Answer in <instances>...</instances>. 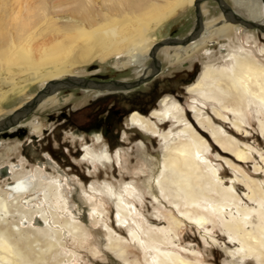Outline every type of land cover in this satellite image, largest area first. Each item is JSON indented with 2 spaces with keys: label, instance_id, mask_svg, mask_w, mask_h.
I'll list each match as a JSON object with an SVG mask.
<instances>
[{
  "label": "bare ground",
  "instance_id": "bare-ground-1",
  "mask_svg": "<svg viewBox=\"0 0 264 264\" xmlns=\"http://www.w3.org/2000/svg\"><path fill=\"white\" fill-rule=\"evenodd\" d=\"M55 1L47 4V0H0V114L18 93L46 79L47 82L57 81V86L64 79H80L75 74H58L61 67L70 71L93 60L106 62L121 58L124 59L122 68L143 65L156 39L152 32L176 11L191 6L194 0H99L98 9L92 5L95 0ZM233 1L248 16L261 20L264 7L260 0ZM228 26L220 24L210 33L204 28L207 31L202 35V22L199 38L209 34L207 39L200 41L198 38L182 46L194 42L183 53L185 56L192 54L212 36L225 34ZM176 47L180 46L171 48ZM173 53L170 58L175 62L178 56ZM229 58L228 66L207 67L187 88L188 93L200 99L188 105L194 116L192 122L187 121L178 105L168 106L167 98L161 100L162 111H152L150 117L133 112L129 117L133 127L160 136L165 145L164 153L157 156L153 164L146 186L154 202L164 207L167 226L155 228L161 221L152 220L144 227L132 216L136 211L133 200L137 197L131 184H125L121 192H115L112 186L105 187L104 191L115 198L118 222L124 224L130 219L136 227L130 228V238L141 246L146 261L150 259L149 264H200L185 260L169 248L170 233L176 236L174 229L181 232L186 225L207 232L206 223L213 224L216 220L221 222L228 237L239 243L237 253L254 256L258 264H264V167L263 175L258 172V165L254 167L249 177L253 180H248L249 175L243 173L249 181L246 197L253 204L249 206L244 202L243 207L234 191L237 186L223 187L218 170L207 157L210 149H216L220 156L236 164L234 168L238 172L242 170L241 164L254 159L252 151L257 150L244 143L247 138L238 133H248L245 126L249 125L247 120L252 107L264 132V66L242 49L231 52ZM113 87L112 84H87L81 89L107 91ZM57 92L42 98L36 107ZM208 104L210 112L204 110ZM151 119L160 123L173 121L183 127L175 137L171 131L161 134ZM93 138L100 141V136ZM113 156L105 149L96 153L83 145L80 160L103 166L113 163V158L120 161L118 153ZM260 158L264 166V156L260 154ZM20 167L11 166L16 174L13 178L26 175L19 171ZM42 169L43 165L38 164L36 175L29 177L34 181L33 190L42 189V202L49 213L44 207L31 203L34 197L22 202L33 191L32 188L28 191L31 184L27 179L8 182L5 189L11 193L9 196L6 190L0 189V264H70L71 256L66 258L61 250V231H69L73 239L85 236L81 223L71 213L67 214L68 201L61 181L55 177L42 178ZM9 185L12 186L7 187ZM90 191L96 190L91 187ZM29 203L31 205L27 206ZM91 212L97 215L98 208ZM108 231V246L112 248L120 241L110 229ZM122 259L127 264L125 258Z\"/></svg>",
  "mask_w": 264,
  "mask_h": 264
},
{
  "label": "rangeland",
  "instance_id": "rangeland-1",
  "mask_svg": "<svg viewBox=\"0 0 264 264\" xmlns=\"http://www.w3.org/2000/svg\"><path fill=\"white\" fill-rule=\"evenodd\" d=\"M52 1L56 2L55 0H47V4L48 2L52 3ZM223 1L232 10L236 9L230 0ZM92 5L94 9H98L99 0H95ZM199 9L204 28L209 33L212 32L223 19L218 8L212 1H204L200 4ZM237 11L239 10L237 9ZM193 21L192 5L176 11L152 32L156 38L153 42L156 43L168 36L183 37L192 28ZM228 25L225 34L212 36L208 43L203 44L197 51L188 56H185L180 48H176L177 62L170 63L168 60L167 53L171 50L170 47L162 48L156 52L155 58L160 63V71L154 79L158 81L168 79L169 81L167 84L162 83L159 86L158 91L161 93L159 100L156 99L150 103L147 98L136 99L131 98L129 94H124L125 98H108L93 102L94 91L81 92L78 89L58 91L53 96L56 99L55 103H51L52 97H50L19 122L17 127L20 130L15 133L9 130L10 137L0 138V168L7 167V177L0 179V189L5 191L8 182L21 179H27L32 188L34 181L29 176L36 175L35 169L38 168V164L43 165L42 178L55 177L61 181L63 192L68 201L69 210L67 214L71 213L70 215L81 223L85 231L83 238L73 239L69 231L62 228L61 244L63 247L61 250L66 258L71 256L70 264H124L122 257L125 258L127 264H149L150 259L148 258L146 261L141 246L130 238V228L135 229L136 227L130 219L124 224L118 222L115 198L108 196L104 191L105 187H113V190L116 189L115 192H121L125 184H131L136 189L137 197L133 200L136 211L133 212L132 216L137 221L142 222L144 227H147L150 224L149 221L152 220L161 221L155 228L167 226V221L164 218L166 215L164 207L154 202L146 186V180L151 175L153 164L157 156H162L164 153L165 145L160 136H153L144 133L141 129L132 127L128 120L131 113L128 114V112L132 110L144 117H150L147 115L152 110H163L160 100L164 97L167 98L165 101L168 106L171 104L178 105L187 121L192 122L194 116L189 112L188 105L200 99L188 93L187 86L192 81H196L207 67L225 68L230 64L229 55L231 52L238 49L249 52L259 64L264 66V33L254 28L246 29L230 23ZM49 32L50 30L45 34ZM208 35L201 38L200 41L206 40ZM145 61L143 62L145 63L144 67L132 65L122 68L123 58L120 60L111 59L106 62L93 60L89 64L70 71L61 67L58 74L70 73L94 81L130 82L140 74L142 75L149 59ZM189 77L191 81H188ZM46 82L47 79L41 84L25 89L23 93H18L4 107L5 111L0 114V119L25 103ZM150 85L151 82L142 84L129 93H146ZM167 89L169 91H166ZM140 108L146 109L149 113L143 115L138 110ZM204 110L210 112V105L208 104ZM109 111L115 112L116 115L113 116L110 113L114 119L117 115L125 112L118 124L120 131L116 132L115 136L112 134L111 137H105L99 134L100 141L97 142L93 135H88L80 129L90 125L95 118L105 117ZM60 113L64 115V118H59L57 121L54 116ZM65 117L70 119L71 125L64 123L65 128L57 127L56 124L60 120L65 121ZM258 118L254 107H252L247 120L249 125L245 126L248 133L238 132L247 138L244 143L257 150V152L252 151L253 160L240 165L242 169L240 172L234 168L235 163L229 158L220 156L216 149H210L207 155L210 164L218 170V176L222 180L223 187L227 188L233 184L237 186L234 187V191L241 200L240 206L243 207H245L244 202L249 206L253 205L248 202L246 197L249 191L246 183H249V179L253 180L249 177L254 172L256 165L260 168L258 172L263 175L264 166L260 154L264 156V132L260 129ZM154 120L151 119L161 134L171 131L173 136H176V133L183 127L173 121L160 123L158 120ZM21 129L23 130L20 133ZM32 129H35V132H32ZM75 130L78 131L75 132ZM83 145L89 146L96 153L104 149L112 156L118 153L120 161L117 162L116 158H113V163H105L103 166L85 163L80 160ZM46 159L50 162L48 163ZM12 165L21 166L20 169L22 170L19 169V171L26 172V175L21 178H13L16 174L11 169ZM243 173L249 175L247 176L248 180ZM91 187L96 191L92 193ZM41 191L42 189L33 190V192L39 193V198L31 203L44 207L49 213L46 204L42 202ZM9 194L11 193L7 191L8 196ZM30 194L32 195V192ZM13 195L9 198H12ZM26 197L22 199V202ZM31 203L27 206H30ZM96 207L98 213L93 216L91 210ZM254 221L255 219H252V224H255ZM34 225L38 227V223L35 221ZM206 226L207 232L197 230L191 225H186L181 232L175 228L176 236L170 233L171 245L169 248L178 252L185 260L199 261L200 264H258L254 256L237 253L239 243L228 237L219 220L213 224L207 222ZM107 228L112 231L114 238H119L120 241L115 242L112 248L108 246L109 231ZM249 228H253V226H249ZM140 237L144 239L142 234Z\"/></svg>",
  "mask_w": 264,
  "mask_h": 264
},
{
  "label": "water",
  "instance_id": "water-1",
  "mask_svg": "<svg viewBox=\"0 0 264 264\" xmlns=\"http://www.w3.org/2000/svg\"><path fill=\"white\" fill-rule=\"evenodd\" d=\"M204 1H214L219 9L222 12L224 19L229 21L232 24H239L240 26L246 29H257L259 31H264V23L262 25H257L253 22L244 21L234 14L231 13L230 9L225 5L222 0H194L192 2L193 7V15L194 21L193 26L190 32L184 36L182 39H174V38H164L160 41L154 43L149 52L148 58L151 61V72L147 76L143 77L140 76L137 79L130 81V82H121V81H107V82H96L90 79L80 78L77 80H68L64 79L60 81V86H57V81H48L46 82L36 93L32 96L31 99L23 103L20 107L9 113L8 115L4 116L0 119V138L10 137L11 134L8 133L9 130H16L19 122L23 120L27 115H29L36 107V105L40 102L42 98L47 95L53 94L56 91L60 90H68L72 88H85L87 84L90 85H109L112 84L114 87H120L123 89H132L140 85L141 83L147 82L150 80L159 69V62L155 58L156 52L164 47H174V46H185L190 42L199 38L201 29H202V22H201V13L199 6ZM264 2V0H262Z\"/></svg>",
  "mask_w": 264,
  "mask_h": 264
},
{
  "label": "flooded vegetation",
  "instance_id": "flooded-vegetation-1",
  "mask_svg": "<svg viewBox=\"0 0 264 264\" xmlns=\"http://www.w3.org/2000/svg\"><path fill=\"white\" fill-rule=\"evenodd\" d=\"M223 1V0H222ZM234 5H235V7H236V9L235 10H232L224 1V3H225V5L230 9V11H231V13L232 14H234L235 16H237L238 18H240V19H242V20H244V21H249V22H253L254 23V21L253 20H255V22H257V21H259V22H257V23H259V24H263L264 23V8H263V12H262V18H261V20L260 19H255V18H253V17H250V16H248V14H247V12L246 11H244V9H242V8H240L233 0H230ZM261 1V3H263V7H264V2L262 1V0H260ZM212 2H214V1H212ZM215 3V2H214ZM215 5H216V7L218 8V10H219V12H220V15H221V17L222 18H224L223 17V15H222V12H221V10L219 9V7H218V5L215 3ZM237 9L239 10V11H237ZM226 20V19H225ZM227 21V20H226ZM220 24H228V23H226L225 21H224V19H221V21H220ZM219 24V25H220ZM237 25H239V24H237ZM193 26V25H192ZM240 26V25H239ZM242 27V26H241ZM244 28V27H243ZM192 29V28H191ZM190 29V30H191ZM205 31V32H204ZM206 29L204 30V26H203V33H202V35L203 34H205L206 33ZM190 32V31H189ZM188 32V33H189ZM187 33V34H188ZM186 34V35H187ZM186 35H184V36H186ZM202 35H201V37H202ZM183 36V37H184ZM169 38H174V39H182L183 37H181V38H177V37H171V36H168ZM168 37H166V38H168ZM200 39V38H199ZM198 39V40H199ZM197 41V40H196ZM195 41V42H196ZM155 43V42H154ZM194 43V42H193ZM193 43H191V44H193ZM190 44V45H191ZM190 45H188V46H190ZM188 46H186V47H184V48H182V47H176V48H180V50L182 51V53L184 52L185 53V51H183V50H185ZM166 48H168V47H166ZM171 48V47H170ZM176 48H171V50H169V52L167 53L168 55V60H169V62L170 63H173L174 61L170 58V55H172L171 53H173V52H175V54H177L176 52H177V50H176ZM173 50V51H172ZM179 51V50H178ZM171 52V53H170ZM183 53V54H184ZM174 54V53H173ZM156 55V54H155ZM185 55V54H184ZM149 59V58H148ZM147 59V60H148ZM146 60V61H147ZM157 60V59H156ZM145 61V62H146ZM158 61V60H157ZM172 61V62H171ZM159 62V61H158ZM175 62H177V61H175ZM151 61H150V59H149V63L146 65V68L144 69V71H142V75L140 74L138 77H140V76H147L148 74H150V72H151ZM144 65H145V63L143 64V65H140V66H137V65H134V66H137V67H144ZM159 71H160V63H159V69H158V72L150 79V80H148L147 82H144V83H141L140 85H142V84H145V83H148V82H151V85L149 86V90L146 92V93H137V92H134V93H129L131 90H134V88H132V89H122V88H119V87H113V88H111V89H107V91H105V90H88V89H81V88H74V89H78L79 91H81V92H88V91H94V94L92 95V97H93V102H96V101H103V100H106V99H108V98H115V99H118V98H125L124 97V94H129V96L131 97V98H136V99H138V98H140V97H144V98H147V99H149V101H150V103L151 102H153L154 100H156V99H160L159 97H160V94L161 93H159V91H158V88H159V86L160 85H162V83H168L169 81H168V79H164L163 81H158L157 79H154L156 76H157V74L159 73ZM192 76V75H191ZM190 76V77H191ZM76 77H78V78H82V76H76ZM138 77H136V79L138 78ZM190 77H189V79H188V81H191L190 80ZM84 79H86V78H84ZM90 80H92V79H90ZM135 80V79H134ZM109 81H111V80H109ZM195 81V80H194ZM194 81H192L191 82V84L190 85H188L187 87H189V86H191L193 83H194ZM96 82H107V81H96ZM184 82V81H183ZM140 85H138V86H140ZM137 86V87H138ZM186 87V88H187ZM136 88V87H135ZM62 91H67V90H62ZM166 91H169L168 89L166 90ZM53 96H55V95H53ZM52 96V102L51 103H55L56 102V99L54 98ZM164 98V97H163ZM162 98V99H163ZM161 99V100H162ZM160 100V101H161ZM47 100H45V101H43L42 103H44V102H46ZM159 101V102H160ZM42 103L41 104H39L38 106H41L42 105ZM37 106V107H38ZM139 110V112L140 113H142L143 115H146V114H148L147 113V111H146V109H143V108H140V109H138ZM153 111V110H152ZM151 111V112H152ZM150 112V113H151ZM110 113H111V115L113 116V115H116L115 114V112L113 111H109V113H108V115H106L105 117H102V118H95L94 119V121L90 124V125H88V126H86L85 128H80V129H82L83 131H85V133H87L88 135H93V136H99V134H101V135H103V136H105V137H111L112 136V134H113V136H115L116 135V132L118 133L119 131H120V126L118 125L119 124V122H120V119H121V117L125 114V112H123L122 114H120V115H117V117L114 119V117H112L111 115H110ZM129 113H133V111L132 110H129V112H128V114ZM150 113L147 115V116H149L150 115ZM130 114V115H131ZM64 118V115L62 114V113H60L59 115H55L54 116V119H56L57 121H59V118ZM130 117V116H129ZM129 117H128V120H129ZM65 123V125H71V123H70V119L68 118V117H65V121H61L60 120V122L59 123H57L56 124V126L57 127H64V124ZM62 124V125H61ZM131 125V124H130ZM132 126V125H131ZM133 127V126H132ZM65 128V127H64ZM18 130H20L18 127L16 128V130H14L13 131V133H15V132H17ZM22 130L23 129H21V131H20V133L22 132ZM78 130H75V132H77ZM32 132H33V129H32ZM113 132H115V133H113ZM4 177H7V167H2V168H0V179L1 178H4ZM30 183V182H29ZM31 184V183H30ZM8 185V184H7ZM10 186H12V185H9V186H7V187H10ZM30 189H31V186H29L28 187V191H30ZM7 191V190H6ZM39 193H37V192H33L32 191V195L31 194H29L28 193V196L26 197V199H29V198H35V200H37V198H39V195H38ZM34 200V201H35Z\"/></svg>",
  "mask_w": 264,
  "mask_h": 264
}]
</instances>
